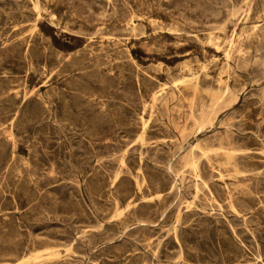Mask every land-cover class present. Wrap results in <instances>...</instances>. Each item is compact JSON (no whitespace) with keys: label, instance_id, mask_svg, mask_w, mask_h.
<instances>
[{"label":"rangeland","instance_id":"rangeland-1","mask_svg":"<svg viewBox=\"0 0 264 264\" xmlns=\"http://www.w3.org/2000/svg\"><path fill=\"white\" fill-rule=\"evenodd\" d=\"M262 93L264 0H0V264H264Z\"/></svg>","mask_w":264,"mask_h":264},{"label":"bare ground","instance_id":"bare-ground-1","mask_svg":"<svg viewBox=\"0 0 264 264\" xmlns=\"http://www.w3.org/2000/svg\"><path fill=\"white\" fill-rule=\"evenodd\" d=\"M246 2V1H245ZM44 6V5H43ZM42 6V7H43ZM38 9V8H37ZM231 14V13H230ZM239 14V13H238ZM37 17H38V14H37ZM132 19V18H131ZM148 21V20H147ZM156 26V25H155ZM35 27V26H34ZM216 28V27H215ZM133 29H134V27H133ZM155 29V28H154ZM67 31V30H66ZM213 31V30H212ZM116 33V32H115ZM101 36V35H100ZM46 50H47V47H46ZM45 51V50H44ZM47 54V53H46ZM49 54V53H48ZM228 54V53H227ZM228 57V56H227ZM225 59V58H224ZM228 59V58H227ZM193 80V79H192ZM195 80V79H194ZM222 82V81H221ZM218 93V92H217ZM262 94H264V93H262ZM155 96V95H154ZM24 97V96H23ZM158 97V96H157ZM216 97V96H215ZM214 98V97H213ZM231 98V97H230ZM153 99H155V97H153ZM215 99H218V97H216ZM221 98L219 97V100H220ZM213 101H214V99H213ZM215 102V101H214ZM219 102V101H218ZM234 104V103H233ZM217 106H218V104H217ZM212 109V108H211ZM216 109V108H215ZM214 110V109H213ZM218 110V109H217ZM216 110V111H217ZM145 111V110H144ZM215 111V112H216ZM144 113V112H143ZM203 113V112H202ZM213 113V116H214V112H212ZM204 114V113H203ZM210 114H211V112H210ZM216 115V114H215ZM202 116V115H201ZM204 116H205V114H204ZM212 116V115H211ZM211 116H210V119H211ZM213 116H212V118H213ZM206 117V116H205ZM207 117H209V116H207ZM206 117V118H207ZM205 118V119H206ZM203 119V118H202ZM150 120V119H149ZM144 121V120H143ZM201 121V120H200ZM205 121V120H204ZM210 121V120H209ZM194 122V121H193ZM197 122V121H196ZM198 123V122H197ZM206 123V122H205ZM197 125V124H196ZM197 126H199V125H197ZM213 152V151H212ZM245 153V152H244ZM236 154V153H235ZM239 154V153H238ZM118 157V156H117ZM123 160V159H122ZM102 162V161H101ZM189 167V166H188ZM124 168V167H123ZM126 169V168H125ZM141 172V171H140ZM142 175V174H141ZM182 177V176H181ZM180 180V179H179ZM221 180V179H220ZM144 183V182H143ZM181 183V182H180ZM178 191V190H177ZM146 202V201H145ZM188 204V203H187ZM189 206V205H188ZM191 208V207H190ZM231 208H232V206H231ZM232 211V210H231ZM180 220V219H179ZM97 231V230H96ZM176 236V235H175ZM70 250V249H69ZM50 251V250H49ZM69 254H70V252H69ZM31 258V257H30ZM30 258H27V259H25V261H21V262H19V264H23V263H27L29 260H30ZM53 261V260H52ZM174 264V263H173Z\"/></svg>","mask_w":264,"mask_h":264}]
</instances>
